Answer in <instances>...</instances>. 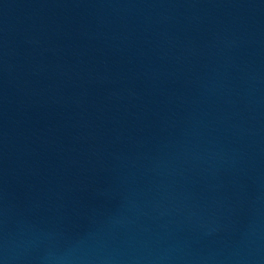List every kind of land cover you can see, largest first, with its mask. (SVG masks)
<instances>
[{
  "label": "water",
  "instance_id": "1",
  "mask_svg": "<svg viewBox=\"0 0 264 264\" xmlns=\"http://www.w3.org/2000/svg\"><path fill=\"white\" fill-rule=\"evenodd\" d=\"M0 264H264V0H0Z\"/></svg>",
  "mask_w": 264,
  "mask_h": 264
}]
</instances>
